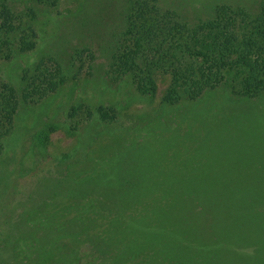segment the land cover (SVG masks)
Masks as SVG:
<instances>
[{"label": "rangeland", "instance_id": "obj_1", "mask_svg": "<svg viewBox=\"0 0 264 264\" xmlns=\"http://www.w3.org/2000/svg\"><path fill=\"white\" fill-rule=\"evenodd\" d=\"M14 1L18 10L27 4L41 6L42 11L34 23L37 47L13 59L0 56V79L24 86L22 78L26 69L23 71V68L42 58L47 62L55 61L53 58L61 60L68 69L69 78L57 92L41 102L22 103L16 118V131L11 137L12 152L0 158V174L8 176L11 173L0 181V200L4 201L0 213H6L7 219L12 218L10 212H14L6 208L5 201L13 187L7 184L18 182L20 190L16 188L10 201L24 200L29 195L34 200L31 204L18 205L15 213L29 206L30 214L34 215L29 219L30 225L37 224L41 230H47L51 238L64 244L62 250L52 242L50 255L63 264H173L170 249L182 254L185 260L182 264H219L220 259L208 257L207 241L203 239L192 245L190 228L185 234L186 229L182 227L185 223L179 212L170 209L169 203L155 202L153 195L133 200L126 207L121 203L97 204L95 198L100 197L94 195L89 196L91 202L87 203L77 195L82 193L80 190L85 192L90 181L100 183L96 187L103 186L102 177L107 172H112L115 178L132 176L131 169L116 174L108 164L127 160V155L136 151L132 143L135 140L137 144L145 142L153 130L168 142L178 135L176 147L190 150L193 147L185 143L190 134L203 136L207 128L215 126L229 131L242 128L234 140L222 142L219 150L210 155L212 160L207 162L210 166L184 167L181 173L216 172L240 176L253 172L252 166L261 162L254 155L255 148H261L264 143V95L255 99L243 96L239 92L241 78L234 72L199 99L174 104L164 100L170 84V74L164 69L154 71L157 88L153 95L141 94L129 78L118 80L110 70L111 56L120 44L134 0ZM159 2L162 9L176 11L191 23L199 17H211L217 3L246 6L252 14H258L264 7V0ZM100 105L114 107L116 117L111 121L101 120L97 113ZM257 113L260 118L256 120ZM256 121L260 125L263 123L260 128L253 123ZM159 143L151 147L155 149L152 154L155 158L147 157L151 159L147 163V168H151L150 176L158 177L160 166L165 175L173 176L174 149ZM49 171L53 177L42 176L50 174ZM77 179L85 182L76 185ZM130 186L129 181L123 179L111 188L100 189L121 194ZM43 201L48 205L40 212L38 204ZM184 212L192 217L202 210L192 208ZM199 223L206 225L207 234L208 218L200 217ZM78 224L81 225L78 231L71 228ZM221 229L219 235H223L227 243L240 240L238 234L224 232L223 226ZM36 251L22 252L24 256L19 257L15 255V261L35 264ZM236 253L241 254L238 249Z\"/></svg>", "mask_w": 264, "mask_h": 264}, {"label": "trees", "instance_id": "obj_2", "mask_svg": "<svg viewBox=\"0 0 264 264\" xmlns=\"http://www.w3.org/2000/svg\"><path fill=\"white\" fill-rule=\"evenodd\" d=\"M0 7V56L13 59L35 50L38 35L34 23L42 11L41 6L27 4L18 10L14 0H0ZM245 7L217 3L211 17H199L191 23L176 11L162 9L159 0H134L120 44L113 50L110 70L118 80L125 77L131 79L141 94L153 95L157 88L154 71L164 69L170 74V84L164 95L168 104L199 99L208 89L216 88L226 81L230 72L241 78L239 92L243 96L248 99L262 97L264 7L259 9L258 14L248 12ZM53 59L55 61L47 62L42 58L24 67V86L0 79V158L12 152L11 137L16 131V118L22 103L41 102L68 81V69L61 60ZM97 113L104 121L116 117V110L112 106L100 105ZM259 118L257 113L255 119ZM253 123L259 124L256 128L263 124L260 125L258 121ZM240 129L229 131L215 126L207 128L203 136L190 134L189 140L185 141L193 147L190 150L176 147L178 135L169 138L173 141L168 142L166 137L153 130L145 142L137 144L135 140L132 143L136 151L133 155H127V160L121 164H108L116 174L120 170L131 169L132 176L115 178L112 172H107L102 177L104 184L100 188H111L118 180L125 179L131 185L127 192L118 194L111 189L103 191L97 186L98 190L96 185L100 183L90 181L85 192L80 190L82 193L77 196L87 203L91 202L88 200L90 195L99 196L95 198L97 204L121 203L126 207L133 200L153 195L156 197L155 202L169 203L172 205L170 209L179 212L185 223L182 225L186 229L184 233L187 234L190 228L189 240L192 245L203 239L207 241L205 247L210 253L208 257L220 259L219 264H264V143L261 148H255L254 155L261 162L252 166L254 171L251 173L244 172L240 176L216 172L181 173L184 167L210 166L207 163L212 160L210 155L219 150L222 142L234 140ZM157 142L174 149L173 176L165 175L162 166L157 171L158 177L150 176L151 168H147V163L151 159L147 157L155 158L152 155L155 149L151 147ZM49 173L42 176L53 177V173ZM8 176L1 173L0 181ZM84 182L77 179L75 184ZM7 185L13 187L10 195L17 187L20 190L18 182ZM10 195L5 204L9 211L14 212H10L12 218L7 219L6 213H0V264H23L15 261V255L19 257L22 252L30 253L33 250H37L33 259L35 264H63L61 260L50 258V255L53 252L52 242L62 250L64 244L51 238L49 232L41 230L37 224L30 225L29 219L34 218V215L30 214L29 206L15 213L18 205L25 202L31 204L34 198L31 199L29 195L16 202V199L10 201ZM3 202L0 200V205ZM46 205L45 201L39 202V211L44 212ZM192 208L202 212L188 217L184 210L190 212ZM159 209L166 210L160 206ZM202 216L208 218L207 234L206 225L199 223ZM80 226L78 224L71 228L79 229ZM222 226L224 232H234L240 240H229L227 243L226 238L218 232L222 231ZM237 249L240 255L234 254ZM170 257L173 264L185 261L182 254L176 253L174 249H170Z\"/></svg>", "mask_w": 264, "mask_h": 264}]
</instances>
